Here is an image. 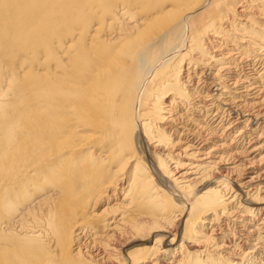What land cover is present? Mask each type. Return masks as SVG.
<instances>
[{
	"label": "bare ground",
	"instance_id": "1",
	"mask_svg": "<svg viewBox=\"0 0 264 264\" xmlns=\"http://www.w3.org/2000/svg\"><path fill=\"white\" fill-rule=\"evenodd\" d=\"M262 255L264 0H0V264Z\"/></svg>",
	"mask_w": 264,
	"mask_h": 264
},
{
	"label": "rangeland",
	"instance_id": "2",
	"mask_svg": "<svg viewBox=\"0 0 264 264\" xmlns=\"http://www.w3.org/2000/svg\"><path fill=\"white\" fill-rule=\"evenodd\" d=\"M259 259H263V255H262V258H259ZM263 260H264V259H263ZM259 261H260V260H259ZM259 261H258V262H259Z\"/></svg>",
	"mask_w": 264,
	"mask_h": 264
}]
</instances>
